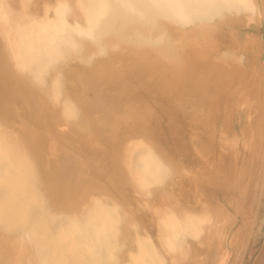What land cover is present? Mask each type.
<instances>
[{
    "label": "rangeland",
    "instance_id": "374dc122",
    "mask_svg": "<svg viewBox=\"0 0 264 264\" xmlns=\"http://www.w3.org/2000/svg\"><path fill=\"white\" fill-rule=\"evenodd\" d=\"M253 1L261 10L231 23V41L220 55L204 52L193 29L153 14L155 27L148 31L157 43L153 50H137L146 44L141 42L133 52L117 42L92 59L64 60L53 98L32 87L39 95L33 105L16 84L17 72L16 79L4 80L12 95H0V121L26 141L29 132L43 130L44 99L46 119L59 132L45 139L44 150L50 155L55 143L72 161L70 170L78 162L81 178L98 188H87L86 198L116 207V222L108 226L116 236L108 247L120 258L117 264H142L148 257L155 264H264V223L259 231L253 225L255 216L264 221V0ZM8 3L21 9L18 0ZM40 3L39 8L34 0L31 4L39 18L44 16ZM3 53L0 37V60L13 65ZM113 73L118 77H109ZM62 99L75 105L83 128L63 115ZM137 144L150 147L157 159L147 160L135 150ZM205 211L212 222L185 237L191 246L171 251L162 244L160 218ZM2 229L0 224V259L13 250L4 238L2 243ZM139 244L151 249L141 254Z\"/></svg>",
    "mask_w": 264,
    "mask_h": 264
},
{
    "label": "bare ground",
    "instance_id": "6f19581e",
    "mask_svg": "<svg viewBox=\"0 0 264 264\" xmlns=\"http://www.w3.org/2000/svg\"><path fill=\"white\" fill-rule=\"evenodd\" d=\"M34 1L39 8L40 0ZM18 4L21 9L15 11L8 0H0V37L5 49L1 58L8 57L13 63L0 60V95H12L4 89V80L16 79L13 72H17L25 80L18 78L16 84L32 103H37L39 96L32 87L45 95L51 93V98L59 93L64 60H84L85 55L92 59V55L106 53L107 49L119 45L117 42L133 52L134 46L141 42L146 44L137 50L142 46L153 50L157 43L148 36V31L155 27L153 14L162 15L178 27L193 29L191 34L204 52L220 55L231 41V23L242 15L249 17L255 10H261L253 0H55L50 6L40 3L44 16L39 18L32 15V0H18ZM48 11H52V18ZM107 44L111 45L107 48ZM48 77L53 80L52 84L48 83ZM109 77H118V74ZM66 99L59 100L63 115L71 119V124L83 128L85 121L75 105ZM42 104V110L46 111L48 105L44 99ZM43 111L40 113L43 130L29 132L31 136L26 141L16 137L14 129L0 121L2 243L4 238L5 244L17 251L4 252L0 264H117L120 258L108 247L109 238L116 236L108 227L116 222L113 217L116 207L96 197L86 198L87 188L94 186L93 183L81 178L78 162L70 170L72 161L64 159L63 151L55 143V150L52 152L50 147V155L46 153L45 139L55 138L59 132ZM138 149L147 160L157 159L150 147L137 144L135 150ZM44 183L52 184V189L43 187ZM84 200L82 210L78 211ZM55 210L58 212L54 213ZM91 212L93 220L85 223L89 219L84 217ZM210 222L207 211L167 215L166 219L158 220V236L171 251L177 245L189 247L191 243L185 237L208 229ZM263 223L254 217L253 225L258 231ZM120 239L121 246H126L125 237ZM150 249L144 244L138 245L141 254ZM155 261L148 257L142 264H155Z\"/></svg>",
    "mask_w": 264,
    "mask_h": 264
}]
</instances>
